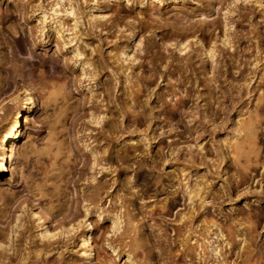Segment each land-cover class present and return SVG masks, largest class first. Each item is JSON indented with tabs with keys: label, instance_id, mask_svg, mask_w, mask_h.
<instances>
[{
	"label": "rangeland",
	"instance_id": "rangeland-1",
	"mask_svg": "<svg viewBox=\"0 0 264 264\" xmlns=\"http://www.w3.org/2000/svg\"><path fill=\"white\" fill-rule=\"evenodd\" d=\"M4 166L0 264H263L264 0H0Z\"/></svg>",
	"mask_w": 264,
	"mask_h": 264
},
{
	"label": "bare ground",
	"instance_id": "bare-ground-1",
	"mask_svg": "<svg viewBox=\"0 0 264 264\" xmlns=\"http://www.w3.org/2000/svg\"><path fill=\"white\" fill-rule=\"evenodd\" d=\"M13 128V127H12ZM15 148H14V143L11 146V155L15 152ZM13 162V161H12ZM9 166V165H8ZM7 166H4L3 168H0V172H2L3 170L6 169ZM2 186V185H1ZM0 186V187H1ZM89 229V228H88ZM90 232V231H89ZM83 244L82 247L84 248V252H83V256L85 258H92V249H91V243H90V239L89 236H86L83 240ZM258 251H255V253ZM254 253V254H255ZM259 253V252H258ZM254 257V255H253ZM258 258V257H257ZM255 259V258H254ZM264 264V263H263Z\"/></svg>",
	"mask_w": 264,
	"mask_h": 264
}]
</instances>
